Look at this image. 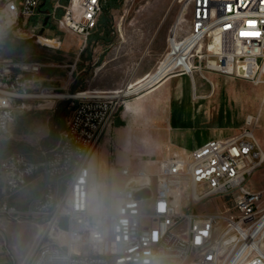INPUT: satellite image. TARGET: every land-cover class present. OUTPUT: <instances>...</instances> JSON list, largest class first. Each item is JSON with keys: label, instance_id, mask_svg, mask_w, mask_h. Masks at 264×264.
I'll return each instance as SVG.
<instances>
[{"label": "built area", "instance_id": "built-area-1", "mask_svg": "<svg viewBox=\"0 0 264 264\" xmlns=\"http://www.w3.org/2000/svg\"><path fill=\"white\" fill-rule=\"evenodd\" d=\"M178 2L190 16L187 36L179 42L189 45L186 61L191 67L184 72L193 82L195 72L203 79L205 72H216L264 84V0ZM40 4L0 0L3 135L18 113L42 96L35 90L44 64L3 53L9 39H24L17 32H25ZM100 11V0H80L77 9L71 1L59 23L87 41ZM176 36L173 32L170 43ZM77 100L58 139L39 158L12 153L0 160V234L12 264H264V191L248 185L264 164L250 130L257 117H247L239 134L209 140L188 154L167 146L155 173L122 168L123 181L113 190L98 177L91 160L120 98L89 91ZM32 182L40 185L38 193L24 207L12 204L10 199ZM145 189L150 196L137 198ZM213 198L226 200L223 210H192ZM27 223L37 230L34 246L16 261L7 228Z\"/></svg>", "mask_w": 264, "mask_h": 264}, {"label": "rangeland", "instance_id": "rangeland-1", "mask_svg": "<svg viewBox=\"0 0 264 264\" xmlns=\"http://www.w3.org/2000/svg\"><path fill=\"white\" fill-rule=\"evenodd\" d=\"M71 1L41 0L37 15L24 27L25 33L31 34L32 38H11L3 49L7 57L43 63L35 92L62 97L41 96L30 102L28 110L18 113L8 135L0 133V160L12 153H23L31 159L39 158L42 151L50 149L58 139L78 102L77 97L89 91L121 94L129 86L143 82L137 81L145 74H152L169 52V39L173 37V27L183 9V4L178 0H100L97 25L85 41L59 23L64 8ZM156 4L162 9L158 10L157 15ZM183 18L176 41L187 36L190 16L186 11ZM176 73H183L178 76L185 75L177 89L180 95L176 90L178 76H175L149 95L120 98V106L103 135L110 137L111 141L113 138V146L111 144L107 157L108 171L105 168L104 173L102 168L99 171L100 179L108 185L114 173L107 172L116 169L112 159L113 150L128 155V163L133 170L155 173L163 155L164 143L170 142L180 152L188 154L208 139L239 134L247 127L248 116L258 119V124L250 130L264 154V145H261L264 142V84L256 85L242 78L216 72H205L206 79H203L199 72H195L198 86L202 81L210 84V91L211 81L215 87L219 86V90L210 95L208 93L205 100L195 101L192 99L189 75L181 69H177ZM43 78H53L52 85L42 88L40 81ZM44 83L41 82L46 86L47 83ZM41 89H44L43 94L40 93ZM170 90L173 91L172 97ZM165 108H168L166 118H157L161 113L165 114ZM121 125L126 126L119 128L113 137L115 129ZM133 125L154 128L156 134L152 148L151 139L147 140L148 136L134 129ZM134 147H142L143 150L136 157L132 153ZM112 181V189L115 190L117 178ZM248 185L254 190L264 191V164L251 175ZM184 199L186 206L187 201ZM225 204V199L213 198L196 205L192 210L214 213L223 210ZM186 211H189L188 206ZM17 227L11 225L6 233L16 261L21 259L18 253L20 248L27 241H32L37 233L36 228L29 223L18 231ZM62 227H66L65 221ZM0 264H12L2 246L1 234Z\"/></svg>", "mask_w": 264, "mask_h": 264}, {"label": "crops", "instance_id": "crops-1", "mask_svg": "<svg viewBox=\"0 0 264 264\" xmlns=\"http://www.w3.org/2000/svg\"><path fill=\"white\" fill-rule=\"evenodd\" d=\"M155 10H156L155 11V14L157 15L158 14V10H162V9H161V7H159L158 4H156L155 5ZM156 38H158V36H156ZM149 75H151V74H148V75L145 74V76H143L137 82L143 81L144 79H146L147 77H149ZM175 76H178V75H175ZM175 76H171V77L167 78L165 81H163L162 83H160L157 87H155L154 89H152L149 93H143L141 95V97H143L145 95H149V94L155 92L156 90H158L159 88H161L164 84H166L167 82H170V80H172V78L175 77ZM183 76H185V75L178 76L177 83H176V85H177L176 86V90L180 88V86H181V78ZM53 80H54L53 78H43L42 81H40V86L42 88L46 89V88L50 87V85H52L51 82ZM189 80H190V83L192 85L191 86L192 87V99H194L195 101L198 100V99L205 100L206 97L208 96V93L210 95L212 91L213 92H217L219 90V86L218 87L217 86L215 87V84L211 80L210 81L213 84V88H211V91H210V87H208L210 84L207 85L206 81H202L199 84V86H198L196 81L193 82L190 78H189ZM41 82H43V84H45L44 82H46L47 83L46 86L42 85ZM179 92H180V90H177V94L180 95L181 93H179ZM213 92H212V94H213ZM169 94H171V97H172L173 91L170 90ZM167 110H168V108H165V112H164L165 114H162L161 113V115H159L157 118H161L162 120H164L166 118L165 115H166ZM154 122H157V121H154ZM123 126H126V125L118 126L115 129L114 134H113V137L115 135V132H117V130L119 128L123 127ZM132 127H134V129L135 128L139 129L142 133H145V135L148 136L147 137V140H150L151 139V141H150L151 144L150 145H151V148H152V145L155 144L154 143V137H155L154 135L156 134V132L153 131L154 128H150L148 126L145 127V128H141V127H136L134 125ZM143 136H144V134H143ZM148 138H150V139H148ZM209 140H213V139H208V140L204 141L202 144H204L205 142H207ZM111 144L113 146V138H112V141H111L110 137H107V136H104L103 137L102 136L101 139H100V141H99V144L97 146L96 152H95V154H94V156H93V158L91 160V167L96 171L98 177H99L100 168H102V171L105 170V169L108 171V169H107V162H108L107 157H108V151H109V148L111 147ZM201 145H199V146H201ZM261 145H264V142H261ZM167 146H171L175 150H178L170 142L164 143L162 145L163 155H162L161 159H163L166 156L165 152H166V147ZM198 147H195L194 149H196ZM141 148L134 147L132 149V153L134 154L135 157H136V154H138L139 152L143 151ZM112 149H113V147H112ZM112 159H113L114 163L116 164V169L113 170L115 172L109 170V172H107V174H110V172L114 173L112 175V180H113V178H117V181H118L117 187H118V185L120 184V182L123 181V177H121L120 174H119L120 173V170L122 168H129L132 171H138V170H133L131 168V166H129L130 165L128 163L129 156L126 155V154H124V153H115L114 150H113V158ZM103 173H104V171H103ZM106 177H105V179H106ZM112 180H111V182L110 181L109 182L113 186L114 182ZM103 181H105V180H103ZM39 186L40 185H38L36 182H32V184L29 187L25 188L24 190H22L21 192H19L18 194H16L14 197H12L10 199V202L12 204L18 205L19 207L26 206V204L38 193L39 188H40ZM2 198H4L3 181H2V178L0 177V199H2ZM21 226H24V224L23 225H18L17 231L20 229ZM28 227H31V226L28 225ZM35 237H36V233H35V235L33 237V240L32 241L30 240L31 242L30 241H27L26 242V245L24 247L20 248V250H19L18 253L20 254V257L21 258H24V257H26V256L29 255V253L33 249Z\"/></svg>", "mask_w": 264, "mask_h": 264}, {"label": "bare ground", "instance_id": "bare-ground-1", "mask_svg": "<svg viewBox=\"0 0 264 264\" xmlns=\"http://www.w3.org/2000/svg\"><path fill=\"white\" fill-rule=\"evenodd\" d=\"M79 1L80 0H72L73 6L75 9L79 7ZM184 14H185V9H182L173 27L174 34H177L178 27L180 23L184 20L183 18ZM17 34L24 38H30V36L27 33L22 32V31L17 32ZM188 46H189L188 44L180 43L179 41H176V40L172 41L170 43L169 52L166 54L165 59L158 65L157 69L151 75H149V77H147L146 79L143 80V82L135 86H129L126 90H123L121 94H113V95L115 97L123 98V97L130 96V95H139L143 93H149L152 89L157 87L160 83L165 81L167 78L178 75V74H183V73L177 74L176 73L177 69H181V71L189 72V69L191 66H190V63L186 61ZM44 96L45 97H62L61 95L46 96L45 94H43L42 97L44 98ZM248 117H251V116H248Z\"/></svg>", "mask_w": 264, "mask_h": 264}, {"label": "water", "instance_id": "water-1", "mask_svg": "<svg viewBox=\"0 0 264 264\" xmlns=\"http://www.w3.org/2000/svg\"><path fill=\"white\" fill-rule=\"evenodd\" d=\"M50 156V153L47 154V157ZM150 196V191L145 189L142 190L141 192L137 193L136 197L137 198H145V197H149Z\"/></svg>", "mask_w": 264, "mask_h": 264}, {"label": "snow or ice", "instance_id": "snow-or-ice-1", "mask_svg": "<svg viewBox=\"0 0 264 264\" xmlns=\"http://www.w3.org/2000/svg\"><path fill=\"white\" fill-rule=\"evenodd\" d=\"M250 26H252V22H249ZM242 36H250V35H259L258 33H245V32H241Z\"/></svg>", "mask_w": 264, "mask_h": 264}, {"label": "trees", "instance_id": "trees-1", "mask_svg": "<svg viewBox=\"0 0 264 264\" xmlns=\"http://www.w3.org/2000/svg\"><path fill=\"white\" fill-rule=\"evenodd\" d=\"M41 5V4H40ZM41 6H39V8H40ZM39 10V9H38Z\"/></svg>", "mask_w": 264, "mask_h": 264}]
</instances>
